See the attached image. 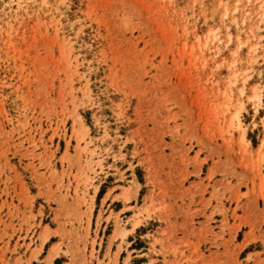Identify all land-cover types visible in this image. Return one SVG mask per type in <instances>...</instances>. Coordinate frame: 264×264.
Returning <instances> with one entry per match:
<instances>
[{"label": "rangeland", "instance_id": "rangeland-1", "mask_svg": "<svg viewBox=\"0 0 264 264\" xmlns=\"http://www.w3.org/2000/svg\"><path fill=\"white\" fill-rule=\"evenodd\" d=\"M0 264H264V0H0Z\"/></svg>", "mask_w": 264, "mask_h": 264}, {"label": "bare ground", "instance_id": "bare-ground-1", "mask_svg": "<svg viewBox=\"0 0 264 264\" xmlns=\"http://www.w3.org/2000/svg\"><path fill=\"white\" fill-rule=\"evenodd\" d=\"M237 125H238L239 129L242 128V126H241V121L239 120V118H237ZM46 237H47V235H44V236H43V240H44Z\"/></svg>", "mask_w": 264, "mask_h": 264}, {"label": "crops", "instance_id": "crops-1", "mask_svg": "<svg viewBox=\"0 0 264 264\" xmlns=\"http://www.w3.org/2000/svg\"><path fill=\"white\" fill-rule=\"evenodd\" d=\"M114 247H112V250H113Z\"/></svg>", "mask_w": 264, "mask_h": 264}]
</instances>
